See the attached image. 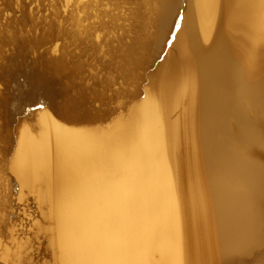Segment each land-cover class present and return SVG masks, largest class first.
<instances>
[{
  "label": "bare ground",
  "instance_id": "obj_1",
  "mask_svg": "<svg viewBox=\"0 0 264 264\" xmlns=\"http://www.w3.org/2000/svg\"><path fill=\"white\" fill-rule=\"evenodd\" d=\"M56 15L46 39L0 36V89L66 80L59 109L22 114V87L0 92V195H33L54 264H236L264 246V0H56ZM48 39L58 60L27 68ZM22 235L0 264L21 262Z\"/></svg>",
  "mask_w": 264,
  "mask_h": 264
},
{
  "label": "rangeland",
  "instance_id": "obj_2",
  "mask_svg": "<svg viewBox=\"0 0 264 264\" xmlns=\"http://www.w3.org/2000/svg\"><path fill=\"white\" fill-rule=\"evenodd\" d=\"M56 0H0V36L5 35L9 39L14 35H30L33 38H44L51 32L52 25L57 26ZM55 32L57 30L55 28ZM35 52H44L50 48H55L56 41L50 39L44 40ZM10 53L13 45L4 47ZM57 56L61 52L57 50ZM55 55V54H54ZM9 133L3 128V120L0 119V182H4L5 178L11 174L9 169L10 159L4 153ZM16 191L13 192L9 187L7 196L2 198L0 195L2 212L0 213L1 225L0 249L6 245L7 247L16 249L15 242L10 238V232L15 231L23 234V240L28 245L26 250L22 252V260L20 263L12 264H54L52 257V248L48 240L45 239L42 232L37 231V224L41 223V210L34 200L32 194L27 192L22 197ZM1 192V191H0ZM264 225V224H263ZM22 241V240H21ZM20 241V242H21ZM28 241V242H27ZM236 264H264V246L260 247L255 253Z\"/></svg>",
  "mask_w": 264,
  "mask_h": 264
},
{
  "label": "water",
  "instance_id": "obj_3",
  "mask_svg": "<svg viewBox=\"0 0 264 264\" xmlns=\"http://www.w3.org/2000/svg\"><path fill=\"white\" fill-rule=\"evenodd\" d=\"M50 50H46L44 52H39L37 55H34L33 53L27 55L29 60V65L27 68H31L34 66V63L36 62V58H41L42 55H49L48 56H42L46 58V60L50 62H54L58 60L60 56H51L52 52L50 53ZM40 55V56H39ZM58 57V58H57ZM25 62V61H24ZM25 64V63H23ZM40 70V69H39ZM36 79L40 78L39 74H35ZM35 79V80H36ZM15 80V79H14ZM45 81L41 82H29V80L26 77H17V80L15 83H7V85L3 86V89H0V92H10L12 93L14 91L15 85H20L22 87V90L27 93V98L24 102L23 111H26L29 108H38L41 106V104L46 105L48 107L59 109L61 104L64 102V95L61 93V88L65 87V78L61 77H54L52 79L45 78ZM66 81V80H65ZM0 83H2V80H0Z\"/></svg>",
  "mask_w": 264,
  "mask_h": 264
}]
</instances>
